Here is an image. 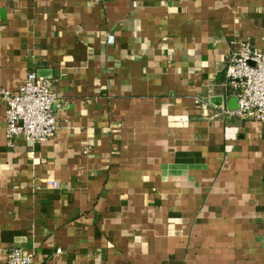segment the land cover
<instances>
[{"label":"crops","instance_id":"crops-1","mask_svg":"<svg viewBox=\"0 0 264 264\" xmlns=\"http://www.w3.org/2000/svg\"><path fill=\"white\" fill-rule=\"evenodd\" d=\"M239 41L264 50V0H0V91L60 94L35 145L0 97V264H264V123L222 111Z\"/></svg>","mask_w":264,"mask_h":264},{"label":"built area","instance_id":"built-area-1","mask_svg":"<svg viewBox=\"0 0 264 264\" xmlns=\"http://www.w3.org/2000/svg\"><path fill=\"white\" fill-rule=\"evenodd\" d=\"M226 76L237 99L235 109L223 107L228 115L264 123V50L239 41L231 51ZM6 105V136L9 143L21 136L30 145L52 138L58 130L55 105L60 98L53 81L29 71L17 89L2 88ZM205 108V106H203ZM54 186L57 182L49 181ZM34 253L11 249L4 263L32 264Z\"/></svg>","mask_w":264,"mask_h":264}]
</instances>
